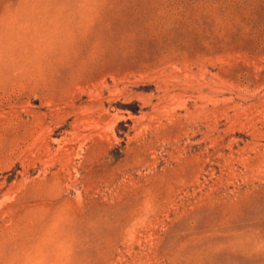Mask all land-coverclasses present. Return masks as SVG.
I'll return each mask as SVG.
<instances>
[{"label": "rangeland", "instance_id": "374dc122", "mask_svg": "<svg viewBox=\"0 0 264 264\" xmlns=\"http://www.w3.org/2000/svg\"><path fill=\"white\" fill-rule=\"evenodd\" d=\"M0 264H264V0H0Z\"/></svg>", "mask_w": 264, "mask_h": 264}]
</instances>
